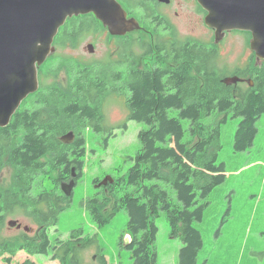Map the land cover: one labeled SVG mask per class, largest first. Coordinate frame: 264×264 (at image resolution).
<instances>
[{"label":"trees","instance_id":"obj_1","mask_svg":"<svg viewBox=\"0 0 264 264\" xmlns=\"http://www.w3.org/2000/svg\"><path fill=\"white\" fill-rule=\"evenodd\" d=\"M98 31L102 27L93 15L69 19L54 38L53 47L77 49L86 34ZM244 34L249 42L250 34ZM113 39L119 47L117 63L128 65L124 76L129 92L128 120L147 128L138 134L141 151L128 175L127 183L135 187L134 194L119 196L113 191L114 185H108L85 200L86 211L98 227L108 224L121 209L126 211L125 235L130 237L126 248L132 264H155L154 219L163 212L170 235L179 238L183 245L178 263L196 264L202 237L193 224L202 220L205 206L194 210L191 207L196 205L197 193L205 200L226 179L224 166L217 164L222 148L220 124L225 117L216 125L206 124L203 119L232 112L241 118L234 134V152L243 153L251 148L257 135V121L264 114V61L231 74L250 79L252 87L244 85L245 82L226 86L225 70L218 66L219 54L214 44L179 40L175 35L170 41L156 42V46L139 40ZM134 47L143 52L142 56L134 53ZM148 55H157L154 68H134L136 60ZM56 57L57 54H52L48 58ZM59 60L67 70V90L57 85L58 69L43 74L40 66L39 89L26 98L9 125L0 128V170L4 165L15 170L12 187L0 190V228L6 217L20 212L39 230L34 238L22 234L25 241L22 250L28 255H47L51 251L58 264H85L81 250L95 240L87 239L78 229L66 241L56 239L52 245L47 226H56L59 215L70 207L72 196L66 197L60 184L72 179L77 184L81 179L86 131L104 130L103 97L113 82L123 78L110 71V62L81 63L68 56ZM170 111H177L178 117H171ZM183 121L189 122L188 142H184ZM70 132L75 138L66 145L60 139ZM18 135L20 142L14 143ZM54 173L56 178L52 179ZM39 176L51 181L52 192L41 188L32 195ZM145 181L168 185L181 206L174 204L159 184L145 185ZM93 183L98 184L99 180ZM109 206L111 211L107 212ZM8 247L4 252L14 254V246ZM96 254L98 264H107L102 253ZM4 263L11 261L6 259ZM23 264L34 263L26 260Z\"/></svg>","mask_w":264,"mask_h":264},{"label":"rangeland","instance_id":"obj_2","mask_svg":"<svg viewBox=\"0 0 264 264\" xmlns=\"http://www.w3.org/2000/svg\"><path fill=\"white\" fill-rule=\"evenodd\" d=\"M181 2L172 7L173 11L179 13V17L172 21L179 34L178 39L213 45V31L204 25L201 15L197 12L199 6L196 1ZM166 9L161 11L169 14L172 12L169 8ZM131 35L130 39H139L140 42L154 46L157 34L136 31ZM89 44L93 45V53L87 51L86 47ZM116 45V40L107 32H90L84 36L77 49L69 46L65 49L56 47L53 55L57 54V57L48 58L40 67L43 74L52 68L58 69L57 85L64 90L68 87L67 70L59 59L66 56L73 57L81 63L110 62L108 64L110 71L117 72L123 78L120 82H113L103 97L104 130L99 133L86 131L83 175L75 185L70 207L59 215L56 226L50 224L47 226L52 245L56 239L66 241L71 232L78 229L84 232L87 239H94L93 244L81 250L85 264H98L96 261L98 251L105 256L107 264H132L131 253L126 248L125 234L128 222L126 211L121 209L108 224L98 227L86 211L85 201L94 197L101 189H96L93 182L95 180L101 182L107 177L113 180V191L117 195L134 194L135 191V187L127 183L128 175L137 154L141 151L138 134L147 126L128 120L126 100L129 92L124 77L128 65L117 63L120 59L116 57L119 51ZM216 48L219 54L218 66L225 70V78L231 77L236 69L243 70L246 66L260 64H256L243 32L227 33ZM133 51L136 55L142 56L143 52L138 48L134 47ZM156 57L157 55L143 56L136 60L134 68L152 69L156 66ZM51 77V74L47 76L48 83L51 82ZM244 82L246 85L251 80L245 78ZM23 102L19 109L22 108ZM169 115L178 117V112L170 111ZM224 117L225 121L220 124L219 130L222 148L218 154L217 164H222L225 168V182L215 188L205 200L197 193L196 205L191 207V210H194L198 206H205L202 220L193 224L202 237V247L198 252L196 264H264V114L257 121V135L253 146L243 153H235L233 150L234 134L241 118L229 112L226 115L214 114L203 120L206 124L216 125ZM183 127L184 142H188L189 122L183 121ZM20 140L21 135H18L14 143H19ZM256 161H259L257 166L252 167L250 164ZM55 178L54 173L52 179ZM14 179V168L4 165L0 170V190L11 188ZM144 184H159L168 192L171 201L181 206L175 192L168 185L156 181H145ZM41 188L52 192L53 184L48 178L39 176L34 183L32 195H36ZM110 211L111 206L107 208V212ZM9 221H16L21 225V229L8 226ZM154 224L157 228L153 244L155 264H179L178 255L183 245L179 238L170 235L171 230L165 213H159L154 219ZM38 231V227L20 212L6 217L4 225L0 228V264H5L6 259H10L11 264H23L26 260L34 264H58V261L52 259L51 251L47 255L35 256L28 255L22 250L25 246L22 234L34 238ZM8 246H14L12 249L14 254L4 252Z\"/></svg>","mask_w":264,"mask_h":264},{"label":"water","instance_id":"obj_3","mask_svg":"<svg viewBox=\"0 0 264 264\" xmlns=\"http://www.w3.org/2000/svg\"><path fill=\"white\" fill-rule=\"evenodd\" d=\"M196 2L206 12L204 24L214 31L215 45L229 32L248 33L256 64L264 61V0ZM90 14L111 37H123L139 29L117 0H0V128L8 126L22 102L39 89L38 68L55 52L54 38L66 21ZM86 48L93 53L91 44ZM242 82L237 76L223 79L226 86ZM74 138L70 132L60 141L68 145ZM111 184L113 180L107 177L95 187ZM74 188L73 179L60 185L66 197L72 196ZM8 226L21 228L16 221H9ZM126 238L127 246L130 237Z\"/></svg>","mask_w":264,"mask_h":264},{"label":"flooded vegetation","instance_id":"obj_4","mask_svg":"<svg viewBox=\"0 0 264 264\" xmlns=\"http://www.w3.org/2000/svg\"><path fill=\"white\" fill-rule=\"evenodd\" d=\"M122 8L127 13V18H133L137 24L139 25V29L134 30L123 37H119L122 39H130L136 31H146L147 33H156V41L154 42V46H156V42L160 41H170L172 35L178 39L179 34L173 25V19L179 17V13L177 11H173L172 7L179 5L181 0H167V2H163L162 0H117ZM195 1V0H191ZM198 5V4H197ZM169 8L172 12L161 11V9ZM167 10V9H166ZM197 12L201 15L203 22L206 16V12L203 11L200 7H197ZM100 24V23H99ZM209 29V28H208ZM212 30V29H210ZM102 31L107 32L105 28H102ZM213 31V30H212ZM94 33H100L94 32ZM214 35V31H213ZM135 40V39H133ZM139 40V39H138ZM152 46V44H150ZM118 58V56H116Z\"/></svg>","mask_w":264,"mask_h":264},{"label":"crops","instance_id":"obj_5","mask_svg":"<svg viewBox=\"0 0 264 264\" xmlns=\"http://www.w3.org/2000/svg\"><path fill=\"white\" fill-rule=\"evenodd\" d=\"M259 161H261V160H259ZM259 161L253 162V163H251L250 165H253L252 167H255V166H257V163H258Z\"/></svg>","mask_w":264,"mask_h":264},{"label":"bare ground","instance_id":"obj_6","mask_svg":"<svg viewBox=\"0 0 264 264\" xmlns=\"http://www.w3.org/2000/svg\"><path fill=\"white\" fill-rule=\"evenodd\" d=\"M19 110V109H18Z\"/></svg>","mask_w":264,"mask_h":264}]
</instances>
